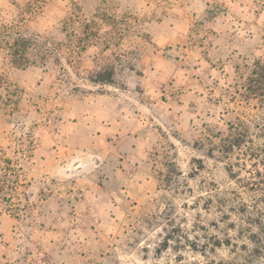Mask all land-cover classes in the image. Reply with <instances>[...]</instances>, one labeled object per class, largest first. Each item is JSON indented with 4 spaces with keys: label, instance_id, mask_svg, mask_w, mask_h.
Instances as JSON below:
<instances>
[{
    "label": "rangeland",
    "instance_id": "rangeland-1",
    "mask_svg": "<svg viewBox=\"0 0 264 264\" xmlns=\"http://www.w3.org/2000/svg\"><path fill=\"white\" fill-rule=\"evenodd\" d=\"M13 23L52 43L0 44V264H264L261 164L216 137L256 113L264 0H0Z\"/></svg>",
    "mask_w": 264,
    "mask_h": 264
},
{
    "label": "trees",
    "instance_id": "trees-1",
    "mask_svg": "<svg viewBox=\"0 0 264 264\" xmlns=\"http://www.w3.org/2000/svg\"><path fill=\"white\" fill-rule=\"evenodd\" d=\"M74 19L70 25L74 26ZM80 25H88L86 21H76ZM84 22V23H83ZM0 44L4 47L10 63L14 67L25 68L29 65H45L49 46L48 35L39 33H22L16 24H0ZM57 59V58H56ZM106 76V77H105ZM109 73L100 70L90 76L93 82H110ZM9 80L0 74V86L8 85ZM234 91L233 96L240 97L256 110V113L246 117L231 113L225 122V129L217 132L218 148L222 155L233 150L242 151L247 157L261 164L264 173V60L255 59L248 67L246 76ZM5 86L4 89H6ZM262 139V140H261ZM256 140H261L256 142ZM243 147V149H241ZM230 174L231 169L227 168ZM261 172L257 169L256 174Z\"/></svg>",
    "mask_w": 264,
    "mask_h": 264
}]
</instances>
